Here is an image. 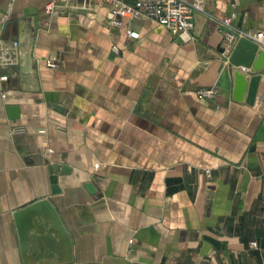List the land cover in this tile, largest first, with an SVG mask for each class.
Listing matches in <instances>:
<instances>
[{"label":"crops","instance_id":"0c3cea01","mask_svg":"<svg viewBox=\"0 0 264 264\" xmlns=\"http://www.w3.org/2000/svg\"><path fill=\"white\" fill-rule=\"evenodd\" d=\"M50 1L0 0V37L19 41L6 97L0 82V264H23L14 213L41 197L72 237L56 264H264V69L235 99L215 19L230 0H201L187 41L113 25L100 0ZM237 2L234 23L264 30V0Z\"/></svg>","mask_w":264,"mask_h":264},{"label":"built area","instance_id":"2783aa9c","mask_svg":"<svg viewBox=\"0 0 264 264\" xmlns=\"http://www.w3.org/2000/svg\"><path fill=\"white\" fill-rule=\"evenodd\" d=\"M107 6L108 18L113 25L120 24L121 17H139L154 20L164 26L170 34L182 41L190 38L189 32L194 27V12L203 11L201 0H100ZM230 6L233 8L229 16L222 18L216 17V21L221 27L223 33V43L220 54L224 61L229 63L230 55L241 38H247L264 48V30L262 29H246L234 23L237 16V0H230ZM66 4L61 0H51L46 5L47 13H56L65 11ZM128 34L137 37L138 33L128 30ZM18 40H5L0 37V82L2 83V96L6 97L7 88L5 82L9 81L12 68L18 63ZM115 52L119 51L117 45H113ZM48 65L57 67V63L49 60ZM243 71L245 67H241ZM217 94V88L204 87L197 92L198 97L213 98ZM24 128L20 125L12 126V133L23 132ZM207 175H210V169H206ZM256 246V242H251Z\"/></svg>","mask_w":264,"mask_h":264},{"label":"water","instance_id":"95a60500","mask_svg":"<svg viewBox=\"0 0 264 264\" xmlns=\"http://www.w3.org/2000/svg\"><path fill=\"white\" fill-rule=\"evenodd\" d=\"M229 62L233 65L234 98L242 100L244 93H247V101L251 102L260 79L259 71L264 69V48L247 38H241L236 43ZM238 66L245 67L248 71H243ZM50 173L54 184L53 192H56L58 166H51ZM87 186L94 191L93 184ZM14 221L19 235L23 264H56L72 261V237L51 198L41 197L17 209ZM44 245L49 246L47 251L49 250L51 254L44 255L46 251ZM57 248L59 252L56 253ZM60 251L63 253L61 261L58 258L53 261L56 254L59 257Z\"/></svg>","mask_w":264,"mask_h":264}]
</instances>
